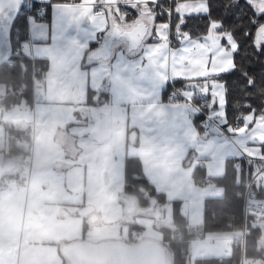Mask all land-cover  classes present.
<instances>
[{"label": "crops", "instance_id": "crops-1", "mask_svg": "<svg viewBox=\"0 0 264 264\" xmlns=\"http://www.w3.org/2000/svg\"><path fill=\"white\" fill-rule=\"evenodd\" d=\"M68 6L66 2H53L44 16L28 21L25 55L47 63L37 85L40 99L30 109L26 105L0 108V118L5 122L33 128L31 154L25 169H18L23 171L25 182L7 181L0 187V264H68L58 242L85 240L91 228L101 222L128 226L119 224L131 216L125 202L117 198L124 193V186L116 195L110 187V174L123 168L125 185L129 156L141 160L145 176L167 196L158 210L134 216L143 230L147 224L158 231L160 237L153 239H162L160 226L172 222L171 201H180L188 223L196 227L203 222L206 199L224 194L213 177L223 175L226 162L232 158L201 137L185 136L167 113L164 119H158L130 111L126 85L148 93L151 82L150 70L146 65L141 67L140 48L131 51L128 39L122 36L115 39L108 57L99 58L112 34L98 37L74 23L63 11ZM74 46L81 53L88 51L85 60L77 62L78 79L68 74V65L64 70L51 68L53 53L45 51L52 48L68 54ZM101 68L110 74L97 83L92 73ZM163 98L167 100L166 91ZM104 116L109 120L111 136L98 141L91 133ZM6 149V131L0 124L1 155ZM197 165L204 168L212 183H196L193 173ZM87 206L94 211L82 215L80 210ZM94 215L97 217L90 221ZM260 225L264 227V219ZM239 234L214 231L197 237L191 241L190 257H229ZM257 261L247 258L245 264Z\"/></svg>", "mask_w": 264, "mask_h": 264}, {"label": "snow or ice", "instance_id": "snow-or-ice-1", "mask_svg": "<svg viewBox=\"0 0 264 264\" xmlns=\"http://www.w3.org/2000/svg\"><path fill=\"white\" fill-rule=\"evenodd\" d=\"M8 3L12 7L19 0ZM66 3L63 11L73 22L98 37L118 34L138 42L151 82L148 93L126 85L130 111L158 119L167 113L185 136L215 145L240 163L241 172L264 170V0ZM45 51L53 53L51 68L68 65V74L80 77L77 62L87 50ZM109 74L101 68L92 76L101 83Z\"/></svg>", "mask_w": 264, "mask_h": 264}, {"label": "trees", "instance_id": "trees-1", "mask_svg": "<svg viewBox=\"0 0 264 264\" xmlns=\"http://www.w3.org/2000/svg\"><path fill=\"white\" fill-rule=\"evenodd\" d=\"M53 2H66V0H52ZM48 9V8H47ZM47 12V10H46ZM199 23V22H198ZM202 27V24L200 25ZM13 49L18 48L23 42L29 39V28L26 17L19 13L12 28ZM15 56H13V59ZM17 64L11 65L8 61L0 65V108L10 109L18 105H26L28 109L33 105V70L34 66L40 67L38 77H42L47 69V63L38 59L35 62L28 56L17 57ZM179 85V84H177ZM180 86V85H179ZM3 88V89H2ZM166 89V97H167ZM92 95L90 93L89 97ZM6 131L7 149L1 155L5 161L14 160L16 167L8 172L1 180L0 187L7 181L19 183L25 182L23 171L26 158L31 154L33 128L31 125L7 123L0 118ZM16 138L24 140L23 144L17 142ZM205 176L204 168L197 165L193 177L198 184H204L200 180ZM213 181L221 185L224 194L220 197L207 198L205 201V211L203 222L194 227L188 223L187 217L181 211L180 201H171L172 222L160 226L162 239L159 241L165 246L166 241L171 242L172 264H239L242 256V245L240 241L232 244V252L229 257L220 258H201L192 260L190 257L191 241L197 237H204L208 232L214 231H241L243 227V200L240 193L243 191L241 175L235 168V161L229 159L226 162L223 175L213 177ZM206 184V183H205ZM124 193L132 195L138 200V210L119 223L128 225L130 229H141L143 227L134 220V216L149 214L156 210L160 205L167 202L164 192L158 191L145 176L142 162L139 158L129 156L125 163V185ZM152 202H155L151 211ZM170 202V201H169ZM95 218L97 217L94 215ZM160 223L157 222V226ZM88 229L89 222L85 224ZM181 233L179 236L178 233ZM148 238V237H147ZM262 227L260 222L251 221L247 224V237L245 242V256L259 260L264 264V244L262 242ZM135 242L132 240H125ZM67 244L65 241L58 242L63 258L70 262L62 253V247Z\"/></svg>", "mask_w": 264, "mask_h": 264}, {"label": "water", "instance_id": "water-1", "mask_svg": "<svg viewBox=\"0 0 264 264\" xmlns=\"http://www.w3.org/2000/svg\"><path fill=\"white\" fill-rule=\"evenodd\" d=\"M0 6V65L7 62L13 53L12 28L24 4V0L10 7L8 0ZM122 36L112 34L103 45L99 58H106L111 52V47L115 39ZM129 41V49L139 48L138 42L134 44ZM117 125V123H114ZM111 136L109 120L106 116L102 117L99 126L91 133V137L98 141H104ZM16 162L14 160L3 161L0 157V180L8 173L14 170ZM127 206V213L132 214L138 208V200L132 195L123 193L121 196ZM155 202H152L150 210L154 208ZM94 208L84 207L80 210L82 215L91 214ZM95 219V216H92ZM62 253L70 264H170L171 256L167 248L156 239H144L136 243H129L121 239H107L100 242H91L88 240H79L65 244L62 247Z\"/></svg>", "mask_w": 264, "mask_h": 264}, {"label": "built area", "instance_id": "built-area-1", "mask_svg": "<svg viewBox=\"0 0 264 264\" xmlns=\"http://www.w3.org/2000/svg\"><path fill=\"white\" fill-rule=\"evenodd\" d=\"M53 2L51 0H24L23 7L21 9L22 14L26 17L27 23L33 16L42 17L45 15L49 5ZM13 56L15 58L13 59ZM25 56V42H23L18 48L13 49L12 56L9 60L11 65L17 64V57ZM35 62V58L31 57ZM40 67L34 66L33 70V103H35L41 97V91L37 89V85L41 83V78L38 77ZM176 87H180L176 85ZM172 91L171 86L168 87L167 94ZM20 144L24 143V140L16 138ZM235 168L241 175V183L243 191L240 193L243 200V227L240 231L237 241L242 245V256L239 264H245L247 258L245 256V242L247 237V224L251 221L260 222L264 219V170L261 167H257L255 171L251 169H245L244 172L240 171V163L235 161ZM206 184L212 183V179L209 176L200 178ZM180 236L181 233L179 232ZM126 239L138 241L144 236V232L140 229H130L126 227L123 233ZM166 245L171 249V242L167 241ZM227 252V251H226ZM234 264H236L234 262Z\"/></svg>", "mask_w": 264, "mask_h": 264}, {"label": "rangeland", "instance_id": "rangeland-1", "mask_svg": "<svg viewBox=\"0 0 264 264\" xmlns=\"http://www.w3.org/2000/svg\"><path fill=\"white\" fill-rule=\"evenodd\" d=\"M3 89V88H2ZM98 119V117H97ZM123 168L119 167L118 169H115L114 171L111 172L112 176V184L110 185L111 188H114L116 190V195L118 190H122L124 184H123ZM122 193L120 195H117V198H121ZM159 209V206L157 207L156 210ZM92 217H89V220L91 221ZM125 230V226H111L109 224L106 225V223L101 222L97 223L94 227L91 228V230L86 234V239L91 242H100L103 240H107L109 238H124L126 237L123 236V231ZM145 233L149 235L152 238H159V233L157 230L153 229L152 227L148 226L146 224L145 228ZM121 232V233H120ZM262 236L264 237V227L262 228ZM263 242V240H262ZM264 244V242H263ZM251 264H255L254 262H250ZM171 264V260H170ZM256 264H260L259 261H257Z\"/></svg>", "mask_w": 264, "mask_h": 264}]
</instances>
